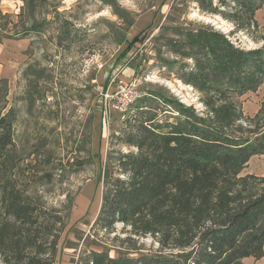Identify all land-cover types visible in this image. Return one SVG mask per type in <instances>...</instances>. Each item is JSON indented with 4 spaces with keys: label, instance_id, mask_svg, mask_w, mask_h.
Returning <instances> with one entry per match:
<instances>
[{
    "label": "rangeland",
    "instance_id": "374dc122",
    "mask_svg": "<svg viewBox=\"0 0 264 264\" xmlns=\"http://www.w3.org/2000/svg\"><path fill=\"white\" fill-rule=\"evenodd\" d=\"M232 6V0L223 6L213 0L218 11L212 14L195 0H0V117L7 116L0 132L7 135L9 129L11 136L0 188L21 190L22 197L54 208L66 205L68 196L73 199L54 264H76L83 240L92 234L110 256L159 252L154 237L133 236L122 224L110 232L91 230L102 203L106 158L116 150L136 151L115 139L133 132L134 118L152 116L165 132L177 118L172 102L205 114L202 95L185 84L196 59L172 51L179 39L176 27H210L244 50L264 44L262 11L255 14L258 26L246 30L224 18ZM135 37L138 41L125 52ZM129 82L138 85L140 97L126 112L105 103V94ZM262 102L264 83L237 99L248 116ZM253 160L245 171L260 176L264 158ZM3 223L13 224L0 210ZM7 233L1 238L0 264L15 262ZM89 244L88 249L99 248ZM246 264L257 263L249 259Z\"/></svg>",
    "mask_w": 264,
    "mask_h": 264
},
{
    "label": "trees",
    "instance_id": "16d2710c",
    "mask_svg": "<svg viewBox=\"0 0 264 264\" xmlns=\"http://www.w3.org/2000/svg\"><path fill=\"white\" fill-rule=\"evenodd\" d=\"M195 2L206 13L218 11L213 0ZM232 2L228 14L222 13L225 19L240 29L258 26L255 14L264 10V0ZM175 29L179 39L172 51L196 59L185 84L202 95L205 114L172 102L177 118L167 131L150 116L134 118L133 132L115 136L136 151L108 153L102 203L91 227L110 232L122 224L133 236L154 237L160 250L110 256L92 234L83 240L76 264H246L264 257V176L245 171L252 157L264 156V102L253 116L244 115L237 103L264 83V44L244 50L210 27ZM137 41L129 42L125 52ZM6 117L0 124L7 123ZM9 145L8 129L7 135L0 132L2 172ZM21 193L0 188V210L13 222L1 224L0 246L10 231L7 245L14 264H54L73 199L68 196L66 205L54 208ZM89 243L99 248L88 249Z\"/></svg>",
    "mask_w": 264,
    "mask_h": 264
},
{
    "label": "built area",
    "instance_id": "2783aa9c",
    "mask_svg": "<svg viewBox=\"0 0 264 264\" xmlns=\"http://www.w3.org/2000/svg\"><path fill=\"white\" fill-rule=\"evenodd\" d=\"M137 87L135 82L123 83L117 87L113 94H105L104 101L111 104L113 108L126 112L129 105L140 97Z\"/></svg>",
    "mask_w": 264,
    "mask_h": 264
},
{
    "label": "crops",
    "instance_id": "0c3cea01",
    "mask_svg": "<svg viewBox=\"0 0 264 264\" xmlns=\"http://www.w3.org/2000/svg\"><path fill=\"white\" fill-rule=\"evenodd\" d=\"M258 11H262V15H263V17H264V10L262 9V10H258ZM257 111H258V109H257ZM256 111V112H257ZM255 112V113H256ZM254 157H256V158H251L250 159V161L248 162V165L250 164V162L251 161H255V160H253V159H257V161H259L258 160V157H261V158H264V156H254ZM261 161H263L264 162V160H261ZM254 172V171H253ZM260 176H264V163L262 164V172H261V174H260ZM253 261V260H252ZM253 262H256L257 264H264V257L263 258H261L260 260H258V261H253Z\"/></svg>",
    "mask_w": 264,
    "mask_h": 264
}]
</instances>
